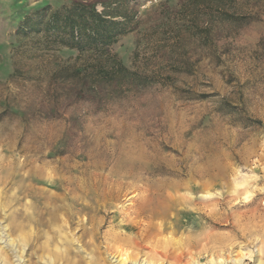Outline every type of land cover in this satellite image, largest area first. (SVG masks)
Masks as SVG:
<instances>
[{"label":"rangeland","instance_id":"obj_1","mask_svg":"<svg viewBox=\"0 0 264 264\" xmlns=\"http://www.w3.org/2000/svg\"><path fill=\"white\" fill-rule=\"evenodd\" d=\"M74 1L114 0H0V264L53 263L34 254L46 236L29 250L11 228L29 206L66 210L75 243L59 248L83 264H264V1L228 2L251 16L236 22L214 0L120 2L111 54L154 80L117 93L86 83L97 54L20 30ZM112 231L147 233L148 250L125 261Z\"/></svg>","mask_w":264,"mask_h":264},{"label":"trees","instance_id":"obj_2","mask_svg":"<svg viewBox=\"0 0 264 264\" xmlns=\"http://www.w3.org/2000/svg\"><path fill=\"white\" fill-rule=\"evenodd\" d=\"M191 1L200 3L203 0ZM214 1L219 15L226 21L236 22L240 18L251 17L250 15L240 17L226 11L227 3L232 0ZM120 2L124 0L102 4V11L98 9L96 3L78 1L58 10H52L47 6L26 16L20 23V30L42 33L56 45L77 50L82 54L88 52L97 54L99 65L84 74L86 83L90 82L94 91L110 87L117 93L126 86L147 87L154 80L151 76L132 71L110 51L118 36L130 29L131 16L123 14Z\"/></svg>","mask_w":264,"mask_h":264},{"label":"bare ground","instance_id":"obj_3","mask_svg":"<svg viewBox=\"0 0 264 264\" xmlns=\"http://www.w3.org/2000/svg\"><path fill=\"white\" fill-rule=\"evenodd\" d=\"M46 199L50 201L52 198L48 197ZM16 215L19 218V223H13L11 228L13 232H19L20 239L25 242V247H28L29 250H34V248L37 247V244L40 243L44 236L47 238L46 242L39 246L40 249L38 248L34 250V254H38L42 250L43 254L46 253L48 258L53 262L52 264L84 263L79 252H76L74 249L72 250L70 246L64 248L63 250L59 248L64 242L65 244H69L71 242L72 245L75 243L74 238L71 237L72 225L68 221V214L65 209L58 208L39 211L35 206H29L28 208L24 207L19 210ZM11 220L13 221V219ZM36 226L42 228L43 230L41 229V231H43V233L41 231L36 232ZM157 233H159V231H157ZM87 235L88 234H86V232H83L77 241L81 243L83 240L88 238ZM90 235V241L84 243L85 247L92 245L91 242H94L93 238L96 239L97 237V233H91ZM105 237L106 241L109 242L105 248L112 253L116 252L119 255H125V261H134L137 256H134L133 254H127L124 248L133 247L138 252L148 250L147 244L149 243V238L147 233L144 234L142 231H138L134 236H129V234L128 236H125L112 231L107 233ZM84 245H80V249H85ZM172 253V259H174L176 263H180L182 254H177L176 252ZM32 256L33 254L31 257ZM151 256L155 257V259L159 257L161 258L160 260H167L170 258V253L155 249L152 250Z\"/></svg>","mask_w":264,"mask_h":264}]
</instances>
